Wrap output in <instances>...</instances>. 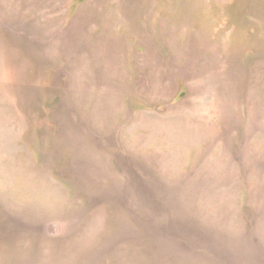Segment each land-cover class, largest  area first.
<instances>
[{"label":"rangeland","instance_id":"rangeland-1","mask_svg":"<svg viewBox=\"0 0 264 264\" xmlns=\"http://www.w3.org/2000/svg\"><path fill=\"white\" fill-rule=\"evenodd\" d=\"M0 264H264V0H0Z\"/></svg>","mask_w":264,"mask_h":264}]
</instances>
